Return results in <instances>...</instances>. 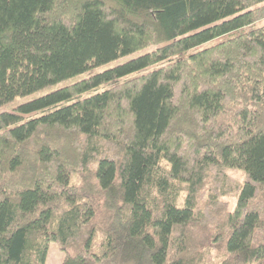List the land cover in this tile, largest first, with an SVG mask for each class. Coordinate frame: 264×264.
Here are the masks:
<instances>
[{
    "label": "trees",
    "instance_id": "1",
    "mask_svg": "<svg viewBox=\"0 0 264 264\" xmlns=\"http://www.w3.org/2000/svg\"><path fill=\"white\" fill-rule=\"evenodd\" d=\"M263 18L0 0V105L92 72L0 112V264H44L51 241L63 264H264Z\"/></svg>",
    "mask_w": 264,
    "mask_h": 264
},
{
    "label": "rangeland",
    "instance_id": "2",
    "mask_svg": "<svg viewBox=\"0 0 264 264\" xmlns=\"http://www.w3.org/2000/svg\"><path fill=\"white\" fill-rule=\"evenodd\" d=\"M264 25V18L259 20L258 22H256L254 24L255 27H258V26H262ZM137 54H132V55H129L127 57H124L120 60H118L119 62H123L129 58H132L134 56H136ZM117 62V61H116ZM110 64V63H108ZM103 66H106V65H103ZM102 66V67H103ZM101 67L97 68L96 70H100ZM90 74H92L91 71H86L82 74H79L73 78H68V79H65L61 82H58V83H55L54 85H51V86H47L41 90H38L30 95H27L25 97H16L14 98L13 100L9 101V102H6V103H3L0 105V112H4V111H10L12 110L17 104H20L22 102H26V101H29L35 97H38L42 94H45L46 92L50 91V90H53V89H56L60 86H62L63 84H67V83H70V82H73L74 80H79V79H82V78H85L87 76H89ZM36 114L38 113H30V114H23L21 117L23 119H26V118H29L31 116H35ZM228 174H230L232 177H236V175H238L239 177V180H242V174L241 172L239 171H227ZM184 196V192L182 191L181 194H180V197L179 199L181 200L182 197ZM223 200L227 203V207L229 208V210H233L234 208V205H235V198L233 196H224L223 197ZM212 259H216V255H212ZM66 260V255L63 251H61L58 247V245L55 243V242H49L48 245H47V252H46V256H45V261H44V264H63Z\"/></svg>",
    "mask_w": 264,
    "mask_h": 264
}]
</instances>
